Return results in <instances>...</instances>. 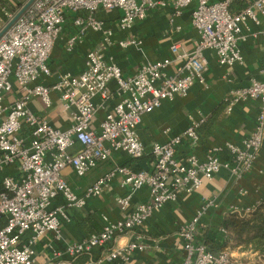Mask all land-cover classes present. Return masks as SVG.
I'll return each mask as SVG.
<instances>
[{"label":"built area","instance_id":"1","mask_svg":"<svg viewBox=\"0 0 264 264\" xmlns=\"http://www.w3.org/2000/svg\"><path fill=\"white\" fill-rule=\"evenodd\" d=\"M29 1L0 0V31ZM235 1L248 4L234 11ZM169 6L172 23L174 17L193 6L192 25L199 32L193 49L173 43L171 57L146 59L128 76L103 50L91 49L81 73H62L53 85L41 80L52 75L49 58L59 38H64L69 52L82 42L89 29L100 33L104 43H111L115 30L97 17L100 9L120 11L117 28L128 31L151 11ZM70 19L76 32L64 37L65 24ZM261 35L264 36V0H33L0 37V221H5L0 228V264H35L36 243L42 235L52 233L54 238L62 239L63 225L70 220L67 208L85 207L89 198L102 194L117 177H121L122 186L130 188L127 195L115 197L122 211L131 208L133 195L143 187L149 189V200L136 204L125 218L112 221L104 216L101 231L67 243L46 264L128 261L133 253L146 249V235L141 229L157 209L177 201L184 193L197 192L204 179L213 178L222 169L229 170L236 179L250 171L264 147V66L262 78L233 89L226 99L228 111L240 100L261 102L256 127L239 144L226 145L227 159L220 157L222 148L217 147L203 160L196 154L177 157V147L184 138H199L201 121H193L182 134L152 145L151 169L117 165L83 194L75 193L62 175L65 168L71 167L84 176L116 151H124L133 159L143 157L146 148L138 134L143 115L161 107L165 100L187 95L196 83L207 85L209 61L205 51L214 50L221 65L232 66L244 60L239 41ZM118 44L123 49L140 48L143 40L125 38ZM174 62L176 70L169 73ZM112 81L116 82L115 91L110 86ZM16 85L20 97L6 102ZM52 92L58 93L65 108H73L72 123L67 129L53 126L45 116L29 108L34 97L52 106ZM115 96L118 100L114 107L106 111L99 129L95 128L98 110L106 109ZM7 169L13 172L4 174ZM60 194L66 203L54 205ZM213 204V200L204 199L196 215L181 225V264H264V255L258 251L250 250L256 260L244 263L229 249L212 250L201 238V218ZM250 210L236 207L230 212L246 215ZM126 235L131 239L120 243ZM96 249L99 253L94 258ZM84 255L89 258L80 261Z\"/></svg>","mask_w":264,"mask_h":264},{"label":"crops","instance_id":"2","mask_svg":"<svg viewBox=\"0 0 264 264\" xmlns=\"http://www.w3.org/2000/svg\"><path fill=\"white\" fill-rule=\"evenodd\" d=\"M192 7L187 8L182 15L174 17L173 23L170 22L172 10L170 6L153 10L146 19L136 22L128 31H121L117 28L120 11L100 9L96 13L97 17L106 20L107 24L115 30L111 43H104L100 33L89 29L82 42L76 46L74 51L69 52L65 48L64 38H59L49 58L52 75L43 77L41 80L47 85H53L62 73H81L85 68L86 53L91 49L103 50L108 58H112L122 68L125 76L134 74L146 59L158 60L171 57L170 47L173 43H180L185 49L191 50L199 40V32L192 25ZM233 8L236 11L239 10L236 3L233 4ZM64 32V37L76 32L71 19L66 22ZM133 37L143 40L140 48L123 49L119 46L120 40ZM238 44L244 57L243 62L232 66L221 65L214 50L205 51V56L209 61V69L205 73L207 85L196 83L187 95L165 100L161 107L143 115L142 123L138 127L139 137L146 148L143 157L133 159L124 151H116L108 160L100 162L85 179L73 177L74 170L67 167L62 171V175L72 190L77 194H83L88 186L117 165H129L135 169H151L154 160L151 153L152 145L155 142H167L172 137L182 134L193 121H201L197 130L199 138L196 141L184 138L177 147V157L184 158L190 154H196L203 160L209 151L217 147L222 148L219 152L220 157L227 159L229 156L225 150L226 145L228 143L239 144L256 127L261 108V102L257 99L240 100L233 106L232 111H228V106L220 108L233 89L249 85L254 78H262L264 36L239 41ZM175 70L176 63L174 62L168 72L174 73ZM110 86L114 91L116 90L115 81H112ZM20 95V90L16 85L13 92L6 97V102H14ZM52 99L53 104L48 107L40 97H34L29 102V108L45 116L53 126L61 129L69 128L72 123L73 108H65L57 92H52ZM117 100L115 96L108 102L106 109L98 110L93 121L95 128L99 129L106 111L111 110ZM218 109H221L219 113L214 114ZM212 115L213 122L203 127L201 124L209 120ZM21 134L27 135L28 133L22 132ZM79 148L80 145L77 144L76 149ZM10 172L13 171L7 169L4 174ZM129 192L130 188L122 186L121 177H117L102 194L89 198L85 207H68L70 220L65 221L63 225L62 239L54 238L52 233L42 235L36 243L35 264L48 263L54 258L55 251L63 250L67 243L81 240L92 232L100 231L104 224V216L112 221L125 218L136 204L145 202L150 197L148 187H143L133 195L131 208L122 211L115 202V197L127 195ZM204 199L213 200L214 204L208 207L201 218V238L212 250L219 251L226 234L222 227L224 217L236 207L240 210L252 209L264 199V147L259 152L253 168L242 178L236 179L231 176L229 170L222 169L213 178L204 179L197 192L184 193L177 201L168 202L162 208L157 209L141 229L146 235L144 251H136L128 261L118 260L104 264H181L184 251L179 229L183 223L196 215ZM65 203L61 194L54 199V205ZM90 219L95 221L96 227L92 226ZM80 220L81 222L83 220L82 224ZM130 239L131 236L126 235L120 238L119 242L125 243ZM231 251L234 254L245 253V250ZM98 253L97 249L94 250L92 257L96 258ZM65 257L64 255L63 258ZM88 258L84 255L79 260L84 261Z\"/></svg>","mask_w":264,"mask_h":264},{"label":"trees","instance_id":"3","mask_svg":"<svg viewBox=\"0 0 264 264\" xmlns=\"http://www.w3.org/2000/svg\"><path fill=\"white\" fill-rule=\"evenodd\" d=\"M246 2L247 1H235L233 4L236 3V5L239 6V10H241L248 4H246ZM242 3H244V5ZM233 4L232 10L236 11L233 8ZM227 106L228 101H223L220 108H227ZM220 110L221 109L216 110L214 114L219 113ZM213 120L214 117L212 115L209 120H206V122L201 125L207 127V124L210 125ZM89 221L92 222L93 227L97 226L94 220L90 219ZM82 223L83 220L82 222L80 220V224ZM4 225L5 221L1 220L0 228ZM222 227L226 234L220 245V250H233L241 247L243 249L258 251L264 255V199L258 202L246 215H241L237 212H229L222 221Z\"/></svg>","mask_w":264,"mask_h":264},{"label":"rangeland","instance_id":"4","mask_svg":"<svg viewBox=\"0 0 264 264\" xmlns=\"http://www.w3.org/2000/svg\"><path fill=\"white\" fill-rule=\"evenodd\" d=\"M93 170V169H92ZM92 170H90L85 176H79L75 171H74V173H73V177H75V178H77V179H85L88 175H89V173L92 171ZM230 250V249H229ZM233 250H235L236 252H238V251H240L241 252V250L243 251V250H245V253L244 254H237V253H235V255L237 256V257H239L240 259H242V261L244 262V263H246V262H253V261H255L256 260V258L254 257V256H252L249 252H250V249H243V248H241V247H239V248H236V249H233Z\"/></svg>","mask_w":264,"mask_h":264},{"label":"water","instance_id":"5","mask_svg":"<svg viewBox=\"0 0 264 264\" xmlns=\"http://www.w3.org/2000/svg\"><path fill=\"white\" fill-rule=\"evenodd\" d=\"M33 0H30L26 6L0 31V37L2 34L13 24V22L22 14V12L25 10V8L32 2Z\"/></svg>","mask_w":264,"mask_h":264}]
</instances>
